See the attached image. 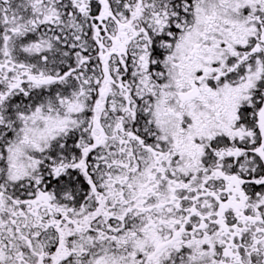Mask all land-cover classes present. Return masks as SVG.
<instances>
[{"label": "flooded vegetation", "instance_id": "af4514ba", "mask_svg": "<svg viewBox=\"0 0 264 264\" xmlns=\"http://www.w3.org/2000/svg\"><path fill=\"white\" fill-rule=\"evenodd\" d=\"M0 264H264V0H0Z\"/></svg>", "mask_w": 264, "mask_h": 264}, {"label": "rangeland", "instance_id": "374dc122", "mask_svg": "<svg viewBox=\"0 0 264 264\" xmlns=\"http://www.w3.org/2000/svg\"><path fill=\"white\" fill-rule=\"evenodd\" d=\"M6 162L10 167H13L15 164H21V155L20 156H6ZM9 176H12V171H8ZM14 175V174H13Z\"/></svg>", "mask_w": 264, "mask_h": 264}]
</instances>
